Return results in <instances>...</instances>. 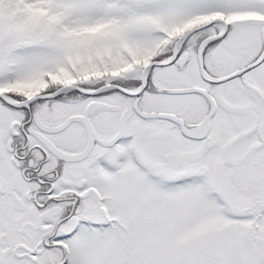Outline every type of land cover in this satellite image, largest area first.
<instances>
[{"label":"snow or ice","instance_id":"snow-or-ice-1","mask_svg":"<svg viewBox=\"0 0 264 264\" xmlns=\"http://www.w3.org/2000/svg\"><path fill=\"white\" fill-rule=\"evenodd\" d=\"M0 264H264V0H0Z\"/></svg>","mask_w":264,"mask_h":264}]
</instances>
